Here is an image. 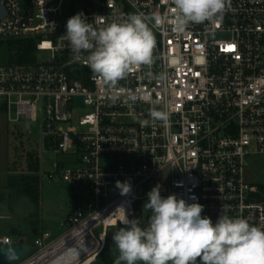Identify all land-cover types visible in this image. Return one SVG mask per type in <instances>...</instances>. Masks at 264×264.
<instances>
[{
	"label": "built area",
	"instance_id": "built-area-1",
	"mask_svg": "<svg viewBox=\"0 0 264 264\" xmlns=\"http://www.w3.org/2000/svg\"><path fill=\"white\" fill-rule=\"evenodd\" d=\"M171 7L170 0H0V51L20 40L34 45L24 62L1 61L0 108L25 129L31 124L23 120L42 122L50 148L65 157L55 164L63 181L86 198L84 206L71 203L65 233L48 241L43 232L32 245L38 250L18 264H48L87 236L98 244L97 257L109 228L122 227L126 214L144 227L143 206L157 184L162 196L203 204L213 222L222 210L264 227V193L246 174L249 156L264 158V0H231L222 20L182 33L173 30ZM156 11L168 22L153 29L154 63L120 81L121 99L112 103L84 64L87 53L74 59L63 36L67 20L83 13L90 23L110 22ZM130 93L159 101L168 120L152 121L148 103H122ZM118 180L132 191L122 195ZM17 242L0 236V244Z\"/></svg>",
	"mask_w": 264,
	"mask_h": 264
},
{
	"label": "clouds",
	"instance_id": "clouds-1",
	"mask_svg": "<svg viewBox=\"0 0 264 264\" xmlns=\"http://www.w3.org/2000/svg\"><path fill=\"white\" fill-rule=\"evenodd\" d=\"M174 16L173 30L184 32L190 25L216 23L231 9V0H170ZM108 7H111L109 4ZM83 13L67 20L66 33L74 59L90 69L92 79L99 88L110 90L108 99L116 103L121 99L119 82L154 63L156 38L153 29L168 22V15L159 11L145 15L129 13L114 16L110 22H88ZM151 77V72L146 74ZM137 101L152 105V121L169 118L167 111L155 107L148 94H128L122 103L131 107ZM147 124L148 121H141ZM122 195L132 191L128 181H117ZM144 209L151 210L146 227L139 218H121L113 233L119 255L114 264H264V227L250 224L242 217L221 214L213 222L202 215L204 205L187 202L176 194L161 195L157 184L147 193Z\"/></svg>",
	"mask_w": 264,
	"mask_h": 264
},
{
	"label": "rangeland",
	"instance_id": "rangeland-1",
	"mask_svg": "<svg viewBox=\"0 0 264 264\" xmlns=\"http://www.w3.org/2000/svg\"><path fill=\"white\" fill-rule=\"evenodd\" d=\"M8 44L0 51L1 61L9 63L11 58ZM83 108L82 103H77ZM30 122L29 129L23 124L8 120L0 112V236L9 235L14 242L25 240L33 245L43 232L51 236L47 240L57 239L66 232V218L71 212L72 201L79 205L86 202L85 191L63 181L62 168L56 163L65 157L56 155L50 148L54 143L50 137L43 136L42 122ZM44 139V140H43ZM43 142L46 148L43 149ZM37 152L40 159L39 200L23 190L13 187L12 178L20 174H33L28 170V152ZM246 174L248 179L264 193V158L260 155L248 157ZM143 225L147 226L151 210L145 209ZM99 230H96V233ZM119 252L114 244H107L101 256L91 264H114ZM94 261V262H93Z\"/></svg>",
	"mask_w": 264,
	"mask_h": 264
},
{
	"label": "trees",
	"instance_id": "trees-1",
	"mask_svg": "<svg viewBox=\"0 0 264 264\" xmlns=\"http://www.w3.org/2000/svg\"><path fill=\"white\" fill-rule=\"evenodd\" d=\"M8 48L10 50L9 52L11 54V58L14 61L24 62L27 60L25 58L26 56L30 57V55H32L34 50V45L31 40H20L17 43L16 42L9 43ZM3 111H4V107L0 108V112ZM27 158H28V164H27L28 170L33 174H20L19 176L12 178V181H14L13 187L23 190L25 193L31 195L35 201H38L40 196L39 193L40 178L36 173L40 171V159L38 153L35 151L28 152ZM105 249L106 246L104 250Z\"/></svg>",
	"mask_w": 264,
	"mask_h": 264
},
{
	"label": "bare ground",
	"instance_id": "bare-ground-1",
	"mask_svg": "<svg viewBox=\"0 0 264 264\" xmlns=\"http://www.w3.org/2000/svg\"><path fill=\"white\" fill-rule=\"evenodd\" d=\"M81 230H84L81 229ZM83 233V231H81ZM81 233V234H82ZM70 237V236H69ZM70 238H65L61 242L57 243L54 247L47 251L45 257L53 254L55 250L61 248V246L67 244ZM98 244L95 242L91 236H87L83 241L79 242L75 247L68 248L65 252L60 255H57L56 258L50 259V263L48 264H90L89 259L95 257V251H97ZM96 249V250H94ZM94 250V252L88 256H86L90 251Z\"/></svg>",
	"mask_w": 264,
	"mask_h": 264
},
{
	"label": "water",
	"instance_id": "water-1",
	"mask_svg": "<svg viewBox=\"0 0 264 264\" xmlns=\"http://www.w3.org/2000/svg\"><path fill=\"white\" fill-rule=\"evenodd\" d=\"M141 192V189H140ZM76 207V202H72V208ZM140 217H142L140 209ZM119 227H111L107 234V244H114L113 233ZM38 250L37 246H32L25 243L24 239H21L17 243L10 245L0 244V264H18Z\"/></svg>",
	"mask_w": 264,
	"mask_h": 264
},
{
	"label": "crops",
	"instance_id": "crops-1",
	"mask_svg": "<svg viewBox=\"0 0 264 264\" xmlns=\"http://www.w3.org/2000/svg\"><path fill=\"white\" fill-rule=\"evenodd\" d=\"M104 252V251H103ZM103 252H101L96 258L98 259L100 256H101V254L103 253ZM97 259H95V260H97ZM94 262V261H93ZM92 264V263H91Z\"/></svg>",
	"mask_w": 264,
	"mask_h": 264
},
{
	"label": "snow or ice",
	"instance_id": "snow-or-ice-1",
	"mask_svg": "<svg viewBox=\"0 0 264 264\" xmlns=\"http://www.w3.org/2000/svg\"><path fill=\"white\" fill-rule=\"evenodd\" d=\"M230 50V49H229Z\"/></svg>",
	"mask_w": 264,
	"mask_h": 264
}]
</instances>
